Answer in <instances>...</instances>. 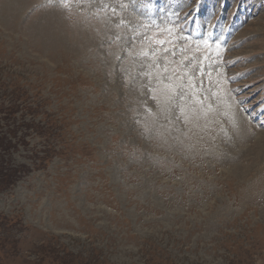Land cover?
<instances>
[{"label":"rangeland","instance_id":"1","mask_svg":"<svg viewBox=\"0 0 264 264\" xmlns=\"http://www.w3.org/2000/svg\"><path fill=\"white\" fill-rule=\"evenodd\" d=\"M0 264H264V0H0Z\"/></svg>","mask_w":264,"mask_h":264},{"label":"trees","instance_id":"2","mask_svg":"<svg viewBox=\"0 0 264 264\" xmlns=\"http://www.w3.org/2000/svg\"><path fill=\"white\" fill-rule=\"evenodd\" d=\"M8 177H9L8 181H10V178H11L10 174L8 175Z\"/></svg>","mask_w":264,"mask_h":264},{"label":"bare ground","instance_id":"3","mask_svg":"<svg viewBox=\"0 0 264 264\" xmlns=\"http://www.w3.org/2000/svg\"><path fill=\"white\" fill-rule=\"evenodd\" d=\"M223 72V71H222Z\"/></svg>","mask_w":264,"mask_h":264}]
</instances>
